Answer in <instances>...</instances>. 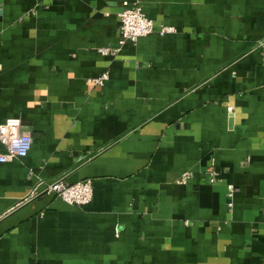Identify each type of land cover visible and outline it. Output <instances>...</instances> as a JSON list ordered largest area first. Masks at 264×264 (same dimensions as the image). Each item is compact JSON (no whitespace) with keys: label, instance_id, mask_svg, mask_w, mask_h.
<instances>
[{"label":"crops","instance_id":"0c3cea01","mask_svg":"<svg viewBox=\"0 0 264 264\" xmlns=\"http://www.w3.org/2000/svg\"><path fill=\"white\" fill-rule=\"evenodd\" d=\"M124 1L154 32L103 55ZM8 118L32 144L0 164V264H264V0H0ZM86 179L88 206L27 199Z\"/></svg>","mask_w":264,"mask_h":264},{"label":"built area","instance_id":"2783aa9c","mask_svg":"<svg viewBox=\"0 0 264 264\" xmlns=\"http://www.w3.org/2000/svg\"><path fill=\"white\" fill-rule=\"evenodd\" d=\"M121 6L117 13L120 24L118 47L99 49L103 55L116 54L126 42L136 43L139 38L154 32V22L144 15L137 1L132 3L124 1ZM173 31L171 27L160 26L158 32L160 35H164ZM107 79L108 74L105 72L98 77L89 78L88 82L93 86L100 87ZM228 111L231 112V107L228 108ZM0 144L5 149L3 153H0V164H4L14 159L26 157L32 144V136L29 131L22 129V122L19 118H8L0 124ZM209 177L211 183L220 181L219 174L214 168L209 172ZM187 178L188 174H183L182 182L184 183ZM226 188L228 207H232L234 187L228 184ZM42 195H53L70 206L85 207L92 202V181L86 179L73 184H66L62 180L49 183L40 181L29 192L27 199H34Z\"/></svg>","mask_w":264,"mask_h":264},{"label":"water","instance_id":"95a60500","mask_svg":"<svg viewBox=\"0 0 264 264\" xmlns=\"http://www.w3.org/2000/svg\"><path fill=\"white\" fill-rule=\"evenodd\" d=\"M231 122V121H230Z\"/></svg>","mask_w":264,"mask_h":264}]
</instances>
